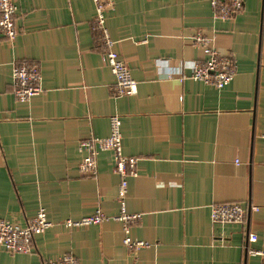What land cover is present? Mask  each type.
Listing matches in <instances>:
<instances>
[{
  "label": "crops",
  "instance_id": "obj_1",
  "mask_svg": "<svg viewBox=\"0 0 264 264\" xmlns=\"http://www.w3.org/2000/svg\"><path fill=\"white\" fill-rule=\"evenodd\" d=\"M17 5L18 37L0 32V219L24 226L45 208L52 226L31 253L0 246V264L68 253L80 264H262L250 250L264 251V0H245L232 21L214 19L211 0H115L106 26L138 82L137 94L118 98L92 0ZM198 33L236 61L224 89L191 77L189 63L208 58ZM20 61L41 68L43 92L28 102L13 93ZM112 115L124 153L139 158L127 209L141 215L131 236L152 246L138 252L124 246L120 221L62 225L120 211L114 155L99 154L95 177L79 170L80 142L108 137ZM220 203L246 206V223H214Z\"/></svg>",
  "mask_w": 264,
  "mask_h": 264
},
{
  "label": "built area",
  "instance_id": "obj_2",
  "mask_svg": "<svg viewBox=\"0 0 264 264\" xmlns=\"http://www.w3.org/2000/svg\"><path fill=\"white\" fill-rule=\"evenodd\" d=\"M96 10L95 27L103 37L105 51L104 61L110 68L115 83L111 87L113 97L133 96L137 94L138 82L133 78L131 70L116 49V41L111 37L106 26L107 13L114 9L115 0H92ZM245 0H211L213 18L222 21H232L244 9ZM17 0H0V32L10 42L19 35L17 25ZM196 47L208 49V58L203 62L192 61L189 64L191 77L206 85L224 89L234 79L236 61L232 55L223 54L213 46V39L198 33L193 38ZM13 93L17 101L28 102L43 92L41 68L39 64L28 61L15 62L12 69ZM110 120V134L108 137L92 135L79 144L84 157L79 165L83 175L95 177L97 175V161L101 152L109 151L114 155V172L120 177L117 200L120 211L114 217L108 216L101 209L81 219H66L62 225L72 229L77 227L99 225L109 219L122 222L124 231V246L130 252H138L151 247V243L138 240L131 236L132 227L140 220L141 215L130 213L127 209L129 179L138 176L139 158L128 156L123 151L122 118L112 115ZM254 209H257L255 207ZM211 219L219 224H241L247 220V207L240 203H220L212 205ZM52 226L45 208H41L37 215L26 225L7 219H0V246L13 254L31 253L34 241ZM257 240V235L251 234L250 241ZM252 255L261 257L264 264V251L250 250ZM48 264H80L79 259L71 253L51 259Z\"/></svg>",
  "mask_w": 264,
  "mask_h": 264
}]
</instances>
